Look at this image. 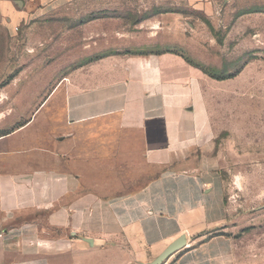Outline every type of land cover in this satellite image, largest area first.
Returning a JSON list of instances; mask_svg holds the SVG:
<instances>
[{
    "label": "crops",
    "instance_id": "0c3cea01",
    "mask_svg": "<svg viewBox=\"0 0 264 264\" xmlns=\"http://www.w3.org/2000/svg\"><path fill=\"white\" fill-rule=\"evenodd\" d=\"M150 33L79 62L0 134V264H150L181 237L160 264H237L198 70Z\"/></svg>",
    "mask_w": 264,
    "mask_h": 264
},
{
    "label": "rangeland",
    "instance_id": "374dc122",
    "mask_svg": "<svg viewBox=\"0 0 264 264\" xmlns=\"http://www.w3.org/2000/svg\"><path fill=\"white\" fill-rule=\"evenodd\" d=\"M45 2L0 0V134L79 62L158 31L150 41L198 70L237 264H264V0Z\"/></svg>",
    "mask_w": 264,
    "mask_h": 264
},
{
    "label": "water",
    "instance_id": "95a60500",
    "mask_svg": "<svg viewBox=\"0 0 264 264\" xmlns=\"http://www.w3.org/2000/svg\"><path fill=\"white\" fill-rule=\"evenodd\" d=\"M184 244V240L183 238H179L176 241H174L173 243H171L153 262H151L150 264H160L161 261L166 258L167 256H169L170 254H172L174 251H176L177 249L181 248Z\"/></svg>",
    "mask_w": 264,
    "mask_h": 264
}]
</instances>
